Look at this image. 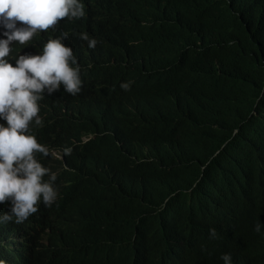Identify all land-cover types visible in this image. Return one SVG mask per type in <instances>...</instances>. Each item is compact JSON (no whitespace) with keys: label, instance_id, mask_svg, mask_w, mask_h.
<instances>
[{"label":"trees","instance_id":"16d2710c","mask_svg":"<svg viewBox=\"0 0 264 264\" xmlns=\"http://www.w3.org/2000/svg\"><path fill=\"white\" fill-rule=\"evenodd\" d=\"M84 1L69 39L83 92L42 102L43 123L72 149L58 197L21 241L0 227V260L224 264L226 252L264 264V0H170V21L167 0Z\"/></svg>","mask_w":264,"mask_h":264},{"label":"clouds","instance_id":"9594fccd","mask_svg":"<svg viewBox=\"0 0 264 264\" xmlns=\"http://www.w3.org/2000/svg\"><path fill=\"white\" fill-rule=\"evenodd\" d=\"M164 12L169 21L176 18L170 0ZM87 17L84 0H0V227L13 229L17 241L39 209L50 207L58 197L59 167L72 149L61 146L52 128L43 123L42 102L55 93L77 97L83 92L84 71L69 39L73 26ZM159 33L165 36L166 28ZM80 39L91 49L98 43L86 32ZM153 46L150 43L149 50ZM132 83H122L121 88L130 91ZM237 188L250 203L248 188ZM228 224L221 223L223 228ZM254 230L260 232L261 225ZM209 233L211 239L217 237L216 229ZM220 258L232 264L230 253Z\"/></svg>","mask_w":264,"mask_h":264},{"label":"bare ground","instance_id":"6f19581e","mask_svg":"<svg viewBox=\"0 0 264 264\" xmlns=\"http://www.w3.org/2000/svg\"><path fill=\"white\" fill-rule=\"evenodd\" d=\"M182 1H183V0H182ZM253 5H254V4H253ZM181 18H182V17H181ZM183 21H184V19H183ZM190 23H191V22H190ZM120 25H121V24H120ZM181 25H182V24H181ZM186 25H189V24H186ZM116 32H117V31H116ZM118 32H119V31H118ZM116 35H117V34H116ZM116 35H115V36H116ZM115 38H116V37H115ZM83 49H84V48H83ZM85 50H86V49H85ZM101 53H102V52H101ZM100 55H101V54H100ZM100 55H99V56H100ZM97 57H98V56H97ZM102 58H103V57H102ZM144 58H145V57H144ZM150 58H151V57H150ZM151 60H152V59H151ZM155 60H156V59H155ZM158 61H159V60H158ZM150 62H151V61H150ZM156 62H157V61H156ZM154 64H156V63H154ZM158 64H159V63H158ZM88 65H89V64H88ZM156 65H157V64H156ZM152 66H154L153 63H152ZM140 80H142V79H140ZM84 82H86V79H84ZM139 82H140V81H139ZM144 82H145V80H144ZM145 83H146V82H145ZM154 83H155V82H154ZM150 85H151V84H150ZM146 86H148V85H146ZM139 88H140V87L135 88V89H133V90L131 89V90H132V91H136V93H137V92H138L137 90H138ZM141 88H142V86H141ZM155 90H157V89H155ZM132 91H131V95H133V92H132ZM153 91H154V90H153ZM160 91H161V90H160ZM162 91H163V90H162ZM129 93H130V92H129ZM150 93H151V92H150ZM153 93H154V92H153ZM164 93H165V92H164ZM58 94H59V93H58ZM157 94H158V93H157ZM64 95H65V94H64ZM154 95H155V94H154ZM145 96H146V95H145ZM157 96H158V95H157ZM143 97H144V96H143ZM143 97H142V98H143ZM147 97H148V96H147ZM62 98H63V97H62ZM144 98H146V97H144ZM144 98H143V99H144ZM58 100H59V99H58ZM60 100H61V99H60ZM140 100H141V98H140ZM139 102H140V101H139ZM141 102H142V101H141ZM144 102H145V100L143 101V103H144ZM143 103H142V105H143ZM144 105H145V104H144ZM151 108H152V107H151ZM146 110H147V109H146ZM136 111H137V110H136ZM146 112H147V111H146ZM159 112H160V111H159ZM152 114H153V113H152ZM152 114H151V115H152ZM136 141H137V140H136ZM136 141H135V142H136ZM106 160H107V159H106ZM109 160H110V159H109ZM113 161H114V160H113ZM113 161H112V162H113ZM99 162H101V164H103V163H102L103 161H99ZM109 163H110V162H109ZM115 163H116V162H115ZM101 164H100V165H101ZM104 164H105V163H104ZM107 164H108V163H107ZM110 164H111V163H110ZM92 192H93V190H92ZM249 192H250V191H249ZM251 192H252V191H251ZM250 198H252V196H250ZM80 200H81V199H80ZM80 200H79V201H80ZM92 200H93V199H92ZM97 202H99V201H97ZM124 202H125V201H124ZM134 202H135V201H134ZM93 203H95V202H93ZM119 203L121 204V202H119ZM122 203H123V202H122ZM131 203H133V200H132ZM131 203H130V204H131ZM116 204H117V203H116ZM124 204H125V203H124ZM126 204H128V202H127ZM92 205H93V204H92ZM135 205H136V203H135ZM92 207H94V206H92ZM112 208H114V207L112 206ZM117 208H118V207H117ZM92 209H93V208H92ZM94 209H95V208H94ZM110 209H111V208H110ZM125 209H126V208H125ZM125 209H124V210H125ZM42 210H43V209H42ZM111 210H112V209H111ZM113 210H114V209H113ZM117 210H118V209H117ZM119 210L121 211L122 209H120V207H119ZM124 210H122V211L124 212ZM90 211H92V210H90ZM109 211H110V210H109ZM120 211H119V212H120ZM126 211H127V210H126ZM126 211H125V212H126ZM115 212H116V210H115ZM119 212H118V213H119ZM40 213H41V212H40ZM44 213H46V211H45ZM84 213H87V212H84ZM84 213H83V214H84ZM113 213H114V212H113ZM116 213H117V212H116ZM121 213H122V212H121ZM84 215H85V214H84ZM89 215H90V213H89ZM91 215H92V214H91ZM80 216H81V215H80ZM82 216H83V215H82ZM42 217H44V216H42ZM70 218H71V217H70ZM72 218H73V217H72ZM89 218H90V217H89ZM87 219H88V218H87ZM69 221H70V220H69ZM40 222H42V221L40 220ZM41 224H42V223H41ZM102 227H103V226H102ZM83 229H84V227H83ZM87 229H88V228H87ZM99 229H100V227H99ZM99 229H97V230H99ZM111 229H112V228H111ZM81 230H82V229H81ZM84 230H85V229H84ZM112 230H113V229H112ZM78 231H79V230H78ZM95 231H96V230H95ZM72 232H73V231H72ZM74 233H75V232H74ZM89 233H90V232H89ZM69 234H70V232H69ZM83 234H84V233H83ZM95 234H96V232H95ZM101 234H102V233H101ZM71 235H72V233L70 234V236H71ZM103 236H104V235H103ZM97 237H98V236H97ZM100 237L102 238L101 235H100ZM103 239H104V238H103ZM69 257H71V256H69Z\"/></svg>","mask_w":264,"mask_h":264}]
</instances>
